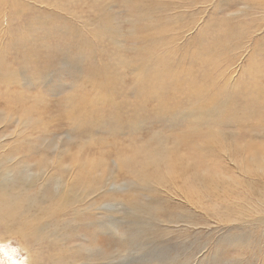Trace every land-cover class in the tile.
<instances>
[{
  "label": "rangeland",
  "instance_id": "obj_1",
  "mask_svg": "<svg viewBox=\"0 0 264 264\" xmlns=\"http://www.w3.org/2000/svg\"><path fill=\"white\" fill-rule=\"evenodd\" d=\"M221 21L244 33L237 56ZM263 89L264 0H0V96L19 105L1 110L21 130L5 165L15 181L49 167L68 198L101 178L73 206L92 209L52 215L74 225L68 249L86 241L73 258L93 251L83 264H264ZM1 234L0 264H30Z\"/></svg>",
  "mask_w": 264,
  "mask_h": 264
},
{
  "label": "bare ground",
  "instance_id": "obj_2",
  "mask_svg": "<svg viewBox=\"0 0 264 264\" xmlns=\"http://www.w3.org/2000/svg\"><path fill=\"white\" fill-rule=\"evenodd\" d=\"M218 24H219V30H218L219 32L216 34L215 33L216 30L214 31L215 36H216V38L215 37L214 38L217 40V44L222 46L224 49H225V47L227 45V47L230 49V51L233 50L235 52L234 46L237 47V48L239 46H241L238 43L236 44L237 40H235V39H236V37L243 36L244 33H243V35L236 33V35L234 36L233 33H235V32H233L232 28H230L225 22L221 21ZM217 27H218V25H217ZM212 28H213L212 29V31H213L214 27H212ZM233 37H235V39L232 42L231 40L233 39ZM214 38H212V39H214ZM238 41H240V40H238ZM240 43H242V41ZM249 43H250V41H249ZM34 44H33V49H34ZM220 53L222 55L223 51H221ZM235 55L237 56L236 52H235ZM36 56L37 55H35V57ZM236 58L234 57V61H233L234 64L236 63ZM230 59H232V58H230ZM237 60L238 61L240 60L239 56H238ZM62 68H65V67H62ZM46 70H45V72H46ZM38 72H39V70H38ZM258 75H260V74H258ZM229 78L232 79L233 76H231ZM199 89H200V87H199ZM226 89H227V86L223 89V93H224V91ZM230 90L233 91L232 87H230V89L228 91L231 92ZM194 92H196V89L194 90ZM241 94H243V93H241ZM251 96H252V94H251ZM253 96H255V95H253ZM2 98L3 97L0 96V243L2 242V236H3L1 233L7 234L9 236V239L11 237H13V236H15V238L17 237V239L21 243L22 249L23 250H27V252L30 253L28 255V260H30L29 262H31L30 264H83L85 261H87V259H90V258H92L94 256L93 251L92 250L91 251L87 250L86 252L88 253V256L80 255L77 258H73L72 257L73 250H74V252L78 253L79 248L86 247L83 244L86 241L82 240L77 245H75L74 241H72L73 243H70V249H68V246H66L65 244L68 245V242L66 243V241H68L72 236L68 235L69 226L67 225V223H69L72 226V228H74V225L72 223H70V221L67 222V223H64L63 220H61V222H60V220H56L55 218L53 219L52 215H57L59 213L62 214L66 210L70 209L71 210V214L73 216H77V215L81 216L83 213H86L87 211H89V209H92L93 204L87 206L83 210H77L76 207H73V206L75 204H78V203H81L82 201H84L85 200L84 197L87 196L88 193L92 194V193H96V192H98V193L103 192L102 191L103 187H101V188L100 187H95L96 184L98 185V182L100 181L101 178L97 177L98 179L94 178V179H97V180H91V181H93V183H91V181H90V183L92 185L91 189H89L87 192L78 193V196H72V198H68V194H67V192L72 190V187L66 188L68 185H71L72 182L68 181V180H64L62 178V176H57L56 178L53 179V193L50 195L47 192V187L50 186L49 185V177L51 178V174H49V172H50L49 171L50 170L49 167H43L41 170H39V172L37 174L35 172H31L30 171L31 169L28 170L26 172V175H27L26 176V180H24L23 178H18L16 175L13 174L17 178V181L11 180L10 179V178H12V174L10 173V172H12L11 168L7 167L5 164L9 161V159L11 158V155H13V153H17L18 152L16 149L18 147H20V145H21L19 143V140H18L19 139L18 136L21 133V130L18 127L17 128L15 127L13 129L11 127V125H9L12 122H14V120H13L14 118L6 117V116H4L5 117L4 118L3 115L8 114L9 112L8 111H2L1 109H3V107L7 106L6 108L9 107L8 108L9 110L14 111V110L17 109V106H19V105L15 104L13 102V100L9 99V97L8 98H3V99ZM256 98H257V96H256ZM249 99H250V97H249ZM261 100H259V101H261ZM245 103H247V102H245ZM256 103H258V102H256ZM252 104H251V106H252ZM227 106H228V104H227ZM227 106L226 105L219 106L218 113H222V111L225 110V108ZM233 112L236 113L235 111H233ZM234 118H235V116L232 115V120ZM236 119L237 118H235V120ZM165 120H168V118L167 119L165 118ZM79 129L80 130H84L85 129V130H87V132H89V134L92 133V131L88 127L78 128V129H75V130L80 131ZM17 130H19L18 134H16ZM46 135H48V134H46ZM26 138H27V140L29 139V137H26ZM56 138H58V136ZM179 138H178L179 143H182V142L185 143V142L189 141L190 136L189 135H184V137L182 139H180V140H179ZM43 144H46V142L43 143ZM47 149H48V146H47ZM49 150H51V149H49ZM58 159H59V157H58ZM19 162H21V161H19ZM50 163L51 162H49L48 164H50ZM126 163L127 162L120 163V164H126ZM27 164H31V163H27ZM57 166H59V165H57ZM61 166H62V164H61ZM75 166L77 167V170H78V176H81L82 165L80 163H74V165H71L69 167L66 166V170L70 171V173H69L70 174L69 175L70 179L76 181L77 180V178H76L77 177V173H76V167ZM23 167L24 166H20L19 169H18V167L14 168V169H17L18 172H19ZM32 170L34 171V169H32ZM107 180H105V182ZM26 181H28V182H26ZM110 181H112V180H110ZM33 189L37 190L36 194L39 195V198L35 200L32 197V200L34 202V206H33V209H28L27 199H31L30 198V196H31L30 192L32 193ZM46 194H48L50 198L56 197L59 200V202H56L55 200H51V202H50L51 205H52V202L56 203V204H59V206L56 209H54L53 206H51V205L47 206L46 202H48V199L46 197ZM64 194H66V195H64ZM46 207L52 208V210H46L47 209ZM39 208H41V210H38ZM25 212L26 213H29V212L32 213V215L30 216L31 220H25L22 217V215ZM43 217H46L47 219L45 220ZM42 218L44 219L43 221H42ZM14 224L16 226L15 229L12 228V225H14ZM44 238H49V243H45V244H41L40 243V245L38 247V250L36 248H32L31 247V245H33L35 242L41 241ZM28 242L31 245H28ZM36 245H37V243H36ZM91 245H92L93 249H98L100 251V249L96 245H94V240L91 242ZM44 249L46 251L45 253L43 252ZM67 252H70L69 255L67 254ZM42 257L45 258V259H43V260H45V262H41L42 261ZM101 260L104 261V262H108V260H110V258L109 257H105L104 259L102 258ZM13 262H14V264H17L15 259H13Z\"/></svg>",
  "mask_w": 264,
  "mask_h": 264
}]
</instances>
